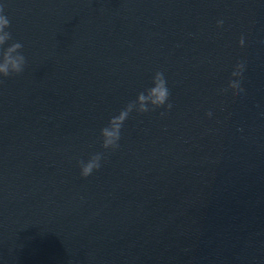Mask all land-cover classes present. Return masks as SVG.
I'll list each match as a JSON object with an SVG mask.
<instances>
[{
	"label": "water",
	"instance_id": "1",
	"mask_svg": "<svg viewBox=\"0 0 264 264\" xmlns=\"http://www.w3.org/2000/svg\"><path fill=\"white\" fill-rule=\"evenodd\" d=\"M0 7L26 58L0 78V264H264V0ZM156 71L171 108L102 148Z\"/></svg>",
	"mask_w": 264,
	"mask_h": 264
},
{
	"label": "clouds",
	"instance_id": "2",
	"mask_svg": "<svg viewBox=\"0 0 264 264\" xmlns=\"http://www.w3.org/2000/svg\"><path fill=\"white\" fill-rule=\"evenodd\" d=\"M10 23L7 16L3 14V8L0 7V78L20 74L24 70L26 63V58L20 51L23 47L22 43L18 41L8 43L12 41V34L7 30L10 28ZM222 23L223 21H217L218 25ZM238 43L240 45L244 44L242 37ZM235 69L231 75L234 77L240 76L243 70V64L238 63ZM0 82H2V79H0ZM228 88L234 90V95L237 89L243 91V88L237 80H229ZM169 96L170 90L167 86L164 73L156 71L152 77L151 85L143 91L138 92L134 101H129L117 114L109 118L106 126L100 129L102 148L115 150L119 147L118 142L121 139V130L124 122L133 111L146 113L161 106L171 108L172 105L168 102ZM208 115H211V113H208ZM102 158L103 153L97 152L90 155L86 161H78L80 175L82 177H88L94 170L99 169Z\"/></svg>",
	"mask_w": 264,
	"mask_h": 264
}]
</instances>
